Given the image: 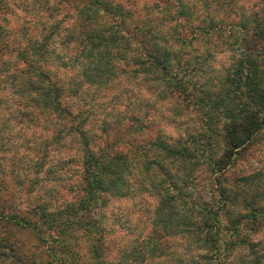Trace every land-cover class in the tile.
<instances>
[{
	"label": "trees",
	"instance_id": "16d2710c",
	"mask_svg": "<svg viewBox=\"0 0 264 264\" xmlns=\"http://www.w3.org/2000/svg\"><path fill=\"white\" fill-rule=\"evenodd\" d=\"M9 1L0 0V111L15 125L50 126L32 166L54 187L21 209L0 149V264H116L109 204L121 200L150 208L118 264H227L240 249V263L264 264V232L248 240L264 230V192L232 172L264 131V21L228 24L221 0H19L26 14L36 8L30 18ZM235 31L245 56L216 79L204 65L211 50L196 43ZM12 229L33 233L47 261ZM181 238L187 246L169 256L165 242Z\"/></svg>",
	"mask_w": 264,
	"mask_h": 264
},
{
	"label": "rangeland",
	"instance_id": "374dc122",
	"mask_svg": "<svg viewBox=\"0 0 264 264\" xmlns=\"http://www.w3.org/2000/svg\"><path fill=\"white\" fill-rule=\"evenodd\" d=\"M11 1L13 2V6L11 5L12 11L17 14V18H22L23 16L24 18H30L31 15L28 14L36 12V8L27 6V10L30 13L26 14L23 10L24 0L23 2L19 0ZM8 2L11 3L9 0ZM221 3L228 5L229 11H223V17L228 24L236 23L240 25L245 23L247 27H250L254 23V20H257L258 23L259 21H264V15L259 17V13L264 11V0H221ZM229 12L232 14H229ZM241 34L240 31H235L228 37L227 35H218L216 32H213L210 38L199 36L198 43H196L197 46L201 43L198 46V51L203 47H207L211 50V54L205 59L206 62H204V65L207 64L210 67L212 66L213 70L207 67V74L210 76L214 75L216 79H223L227 74H229V76L233 74V71H231V69L234 68L233 64L241 55L242 58L245 56L238 47L241 42ZM255 50L259 52V42ZM256 61L259 62V59ZM251 88H257L259 90V83L256 81L253 82ZM235 89L236 92L243 90L242 87L238 85ZM3 122H5L6 127L0 125V149L4 152L2 155V166L4 167L7 186L9 189L11 188V192H13L12 200L16 205L19 204L21 209L26 208V205L38 202V197L48 200L51 198L52 192L50 190L54 187V184H45L41 182L45 179L42 174L35 177L32 165L35 162V158H39L41 155L40 152H36V150L39 149L40 142H45L46 139H49L50 126L48 127L42 120H38L30 126L15 125L11 121L8 122L6 120V113L4 111H0V123L2 124ZM26 128L30 129V131L25 130ZM47 149L50 150L51 153L52 144L49 142H47ZM239 153L240 154L234 159L232 172H238L239 176H252L247 181V184L251 185V190L256 191L257 194L264 192V131L259 132L254 142L249 145L247 149ZM48 156L49 154H47L44 159L46 166L50 164ZM30 178H36L35 183H30V181H32ZM15 181L16 185H14ZM8 182H11V185ZM22 204L26 205L24 206ZM109 206H115L117 218V223L115 222V225L112 223L115 245L110 251V256L114 262L118 264L126 261L127 258L121 259V254L123 251H127L129 247L133 245L135 239L138 238L137 234L140 227L148 225L149 217L147 215V210L150 208V204L142 203L138 200L132 202L121 200L112 202ZM152 207L153 204H151V208ZM248 232L249 242H258L259 244L261 233L264 232V230L259 231L257 228L254 229V231L248 230ZM13 233L19 242L28 247L30 251L34 252L36 261L40 263L47 261V255L44 254L43 251L44 247L39 246L35 242L33 233L26 230L21 232L13 230ZM165 244V249L169 256H174L181 248L187 246L183 238L172 242L166 241ZM257 247L259 248V246ZM191 249L192 247L189 250ZM84 251L85 249H82L81 253H84ZM243 253L247 254L244 249L235 251L233 256L226 261L228 262L227 264H244L240 263V258ZM38 256H40L39 259H37ZM158 260H160L158 262H162V260H164V262L168 261V259ZM146 261L147 260H145L144 264H152V260ZM241 261L247 262L246 257L244 260L241 259ZM154 262L158 263L157 260Z\"/></svg>",
	"mask_w": 264,
	"mask_h": 264
}]
</instances>
